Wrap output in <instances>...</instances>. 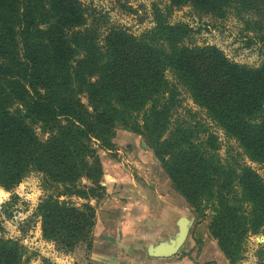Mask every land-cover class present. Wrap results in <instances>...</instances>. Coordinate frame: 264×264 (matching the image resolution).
Returning <instances> with one entry per match:
<instances>
[{
	"label": "trees",
	"instance_id": "trees-1",
	"mask_svg": "<svg viewBox=\"0 0 264 264\" xmlns=\"http://www.w3.org/2000/svg\"><path fill=\"white\" fill-rule=\"evenodd\" d=\"M169 1L137 36L101 30L81 0H0V185L11 190L40 173L43 237L90 251L97 203L107 195L100 150L115 148L122 125L145 138L189 206L212 212L209 231L234 264L244 239L264 228V178L244 159L221 156L210 122L243 157L264 164V64L189 44V25L170 17L171 9L191 6L248 21L247 9L264 0ZM182 90L210 122L174 118ZM4 230L0 221V264H30Z\"/></svg>",
	"mask_w": 264,
	"mask_h": 264
},
{
	"label": "rangeland",
	"instance_id": "rangeland-1",
	"mask_svg": "<svg viewBox=\"0 0 264 264\" xmlns=\"http://www.w3.org/2000/svg\"><path fill=\"white\" fill-rule=\"evenodd\" d=\"M81 1L87 9L90 22H97L101 30L106 31L114 26L137 36L155 25L154 11L156 9L167 11L170 3L169 0ZM258 2V4L254 3L253 8L247 9L245 18L248 21H244L234 13L223 19L217 18L202 14L191 6L171 9L173 11L170 21L189 25L192 30L187 40L189 44L216 45L235 62L258 67L264 64V2ZM181 98L182 106L175 113L174 118L181 123L188 124L197 120L210 122L205 112L193 102L188 92L182 90ZM210 124L212 125L211 131L218 136L221 156L230 160L244 159L264 178V164L251 162L243 157L238 143L227 138L223 130L214 126L213 123L210 122ZM115 144L113 150H100L102 162L103 160H128L126 164L129 165L130 171L134 172L138 168L142 170L145 167L143 166L145 165L143 161H145L148 162L147 165L151 164L153 167L151 171L154 173H166L153 149L141 135L121 125L117 128ZM133 160L137 161L139 167L136 162L132 163ZM161 192L166 193L165 190ZM44 195L42 175L38 172H32L11 190L0 185V221L5 228L1 235L18 240L25 247L24 258H28L30 264H89L90 252L85 243L67 251L54 241L43 237L41 218L36 214V210ZM104 200H100L97 207L103 204ZM175 201L178 203L177 199ZM169 202L174 204V199L169 198L168 195L166 197L155 196L150 200L153 210H159V207L164 208ZM180 214L193 218L184 251H187L191 245H194L192 250L196 251L204 239L208 242L216 240L208 228L213 215L209 209L204 211L205 215H202L190 205ZM143 223L145 224V221ZM177 232L161 231L159 239H168ZM149 241V239H144V243ZM211 241L210 243L213 244ZM263 247L264 228L260 233L250 234L244 239L241 245V257H236L234 264H259L260 249Z\"/></svg>",
	"mask_w": 264,
	"mask_h": 264
},
{
	"label": "crops",
	"instance_id": "crops-1",
	"mask_svg": "<svg viewBox=\"0 0 264 264\" xmlns=\"http://www.w3.org/2000/svg\"><path fill=\"white\" fill-rule=\"evenodd\" d=\"M134 162L139 167L137 161ZM126 163L128 160H103L102 184L106 186L107 195L97 207L89 264H230L216 240L204 239L196 251L192 250L194 245L184 251L188 237L175 255L150 256L148 245L162 241L159 239L161 231H178L180 212L190 206L166 173H154L151 164L145 161L142 170L132 172ZM163 189L165 194L161 192ZM167 195L174 199V204L169 202L164 208L153 210L150 200ZM144 239L150 241L144 243Z\"/></svg>",
	"mask_w": 264,
	"mask_h": 264
},
{
	"label": "water",
	"instance_id": "water-1",
	"mask_svg": "<svg viewBox=\"0 0 264 264\" xmlns=\"http://www.w3.org/2000/svg\"><path fill=\"white\" fill-rule=\"evenodd\" d=\"M192 223L193 218L181 216L178 219V232L169 239L158 243H150L148 245V254L153 257L166 258L178 253L186 242Z\"/></svg>",
	"mask_w": 264,
	"mask_h": 264
}]
</instances>
